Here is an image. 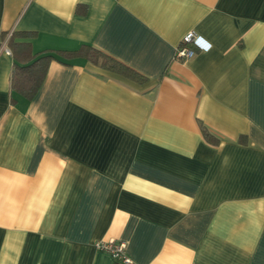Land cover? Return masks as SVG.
Returning a JSON list of instances; mask_svg holds the SVG:
<instances>
[{"label":"crops","instance_id":"0c3cea01","mask_svg":"<svg viewBox=\"0 0 264 264\" xmlns=\"http://www.w3.org/2000/svg\"><path fill=\"white\" fill-rule=\"evenodd\" d=\"M0 30L146 77L53 59L27 100L1 42L0 264H264V0H0Z\"/></svg>","mask_w":264,"mask_h":264},{"label":"trees","instance_id":"16d2710c","mask_svg":"<svg viewBox=\"0 0 264 264\" xmlns=\"http://www.w3.org/2000/svg\"><path fill=\"white\" fill-rule=\"evenodd\" d=\"M34 34L30 31L9 32L0 30V45L1 42L5 41V45L13 59L11 73L12 91L27 100H31L39 90L48 65L53 59L66 62L72 58L82 57L100 68L120 74L133 81L142 82L146 79L144 75L133 68L87 44L81 45L75 51L44 50L33 52L31 39ZM200 128L206 141L210 143L216 142L215 136L206 126L201 124Z\"/></svg>","mask_w":264,"mask_h":264},{"label":"built area","instance_id":"2783aa9c","mask_svg":"<svg viewBox=\"0 0 264 264\" xmlns=\"http://www.w3.org/2000/svg\"><path fill=\"white\" fill-rule=\"evenodd\" d=\"M5 44V41H3ZM208 50L210 44L206 43L200 36L193 32L187 33L181 43L175 50V59H190L195 54V49ZM6 51H9L6 48ZM95 247L99 250L109 253L113 258L125 264L132 263L131 259L125 253V243L122 241H97Z\"/></svg>","mask_w":264,"mask_h":264}]
</instances>
